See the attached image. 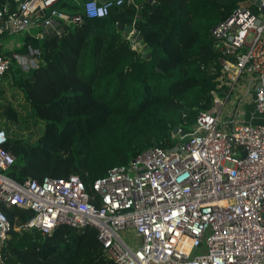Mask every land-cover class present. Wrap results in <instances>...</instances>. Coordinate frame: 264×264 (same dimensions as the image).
<instances>
[{
  "label": "trees",
  "instance_id": "16d2710c",
  "mask_svg": "<svg viewBox=\"0 0 264 264\" xmlns=\"http://www.w3.org/2000/svg\"><path fill=\"white\" fill-rule=\"evenodd\" d=\"M76 1L58 0L56 7L74 12ZM245 1L123 0L108 14L84 16L60 35L25 33L19 47H0L3 54L23 51L28 43L41 50L37 67L17 69V78L13 74L29 105L25 114L24 102L13 104L16 92L12 99L5 95L7 72L0 76V119H7L3 147L14 155L5 173L18 182L76 173L91 192L94 179L110 167L126 164L151 145L177 143L174 128L189 132L198 111L210 109L214 94L227 88L220 85L223 55L210 30ZM117 22L132 23L136 32L125 36ZM133 40L145 47L133 48ZM32 117L33 127L39 125L35 132L18 129ZM12 124L17 127L9 134ZM0 207L12 225L0 246L6 264H117L105 255L93 227L79 232L61 223L43 235L24 227L30 209Z\"/></svg>",
  "mask_w": 264,
  "mask_h": 264
},
{
  "label": "built area",
  "instance_id": "2783aa9c",
  "mask_svg": "<svg viewBox=\"0 0 264 264\" xmlns=\"http://www.w3.org/2000/svg\"><path fill=\"white\" fill-rule=\"evenodd\" d=\"M57 1H6L0 24L11 34L38 27L35 37L60 35L84 16H104L123 2L77 0L79 9L71 12L58 9ZM251 3H240L210 33L224 71L232 72V86L242 79L244 96L253 90L260 121L224 118L230 86L222 96L214 94L210 109L198 111L189 132L178 128L177 143L151 145L126 164L110 167L94 179L91 192L76 173L24 182L8 176L14 155L3 147L7 132L0 128V203L30 209L24 227L43 235L61 223L79 232L93 227L105 255L117 264H264V0L259 11ZM40 54L31 43L23 51L0 53V76L37 67ZM11 228L0 207L1 244ZM122 229L133 231L134 245L121 236Z\"/></svg>",
  "mask_w": 264,
  "mask_h": 264
},
{
  "label": "rangeland",
  "instance_id": "374dc122",
  "mask_svg": "<svg viewBox=\"0 0 264 264\" xmlns=\"http://www.w3.org/2000/svg\"><path fill=\"white\" fill-rule=\"evenodd\" d=\"M253 5H255V6L257 7V9L254 10V11H259V10L261 9L258 5L254 4V3H253ZM67 11H69V10H67ZM141 43H142V42H140V41H138V43H136V45H137L136 48H137V49L142 48ZM16 70H17V69H16ZM16 70L13 69V70L8 71V72L6 73L7 76H6L4 79H2V80L8 79V80L10 81V82H9L10 85L7 86L6 89H5V90H6V94H5V95H6L8 98H11L12 92H13V91L16 92L17 94H16L15 99L13 100V104H14V105H18V104H17L18 102H20V103H23V102H24V107H23V106L20 107V111H21L22 114H25V113L28 112L30 109H29V105H28V103L26 102V100H25V98H24V96H23V92L21 91L20 87L17 86V85L14 83V82H15V77H16V78L18 77L17 72H15ZM13 74L15 75V77L13 76ZM11 75H12V77H11ZM221 81H222L223 85L226 86L227 88L230 87V86H232V83H233V82H232V73H230L229 71L225 70V71H224V76L221 78ZM240 83L244 84L242 79H239V81H238L236 84L234 83V85L232 86V92H231V97H230V98L235 97V95L238 93L237 90H236V88L238 87V85H239ZM219 95L222 96V94H220V93H219ZM249 95H250V96H248V97L246 96L245 98H247V99H251V98H250V97H251V94L249 93ZM236 96H237V95H236ZM11 99H12V98H11ZM232 100H233V99H232ZM232 100L228 101V102L225 104L224 109H226V112L229 111V108H230V106H231V104H232ZM17 107L19 108V106H17ZM18 108H17V109H18ZM250 108H251V105L248 104V103H246V101H245V102H244V109L240 111L239 115L237 116V119H239V120H243V118L246 119V118H245V115L249 112ZM226 114H227V113H226ZM226 114L223 115L225 119L228 118V116H227ZM34 118H35V117L29 118V120L26 121V123L23 125L22 128H21L20 125L18 124V129L21 130V131L26 132L27 134H31L32 132H35V128L38 129V128H39V125H37L36 127H33V126H34ZM6 121H7V119H5V118H3V117L0 119V127H1V128H5V127L3 126V124H4V122H6ZM16 127H17L16 125H13V124H12V128L10 127V129L8 130V133H9V134H12L13 131L16 130ZM42 130H43V121H42V125H41V128H40V131L42 132ZM36 132H37V131H36ZM119 232H120L121 236H122L125 240H127L131 245H134V237H133V231H132V230H124V229H122V230H119ZM0 246H1V242H0ZM0 264H6L5 262L2 261L1 257H0ZM150 264H161V263H150Z\"/></svg>",
  "mask_w": 264,
  "mask_h": 264
},
{
  "label": "crops",
  "instance_id": "0c3cea01",
  "mask_svg": "<svg viewBox=\"0 0 264 264\" xmlns=\"http://www.w3.org/2000/svg\"><path fill=\"white\" fill-rule=\"evenodd\" d=\"M51 22L57 26L59 29L63 30L65 29L64 27V23L63 21H59L57 18L55 17H52L51 18ZM36 30H39L38 27H33L31 29V31L29 32L30 35H32L33 33H35ZM47 32V30L45 31V33ZM25 34L23 33H19V34H11V33H8L6 32L3 36L0 37V43H1V48L3 49H15L16 47H19L22 43H23V36ZM49 36V35H48ZM142 45V48H144V44L141 43ZM227 89V88H226ZM226 89L224 91H226ZM237 90V96L235 95V97H233L232 99V104L229 108V111L226 112V109H224V113L223 115H226L228 116L227 119H231L232 117H235L236 120H239L237 119V116L239 115L240 111L244 109V102L246 101V103L250 104L251 105V108L249 110V112L245 115V118H243V120H252V121H260L261 119L258 118V116L256 115V111L254 109V106H253V103H252V97H253V90H251L250 94H251V99H247L245 98L246 96L248 97L249 94H246L244 96V84L240 83L238 85V87L236 88ZM223 94V93H221Z\"/></svg>",
  "mask_w": 264,
  "mask_h": 264
},
{
  "label": "water",
  "instance_id": "95a60500",
  "mask_svg": "<svg viewBox=\"0 0 264 264\" xmlns=\"http://www.w3.org/2000/svg\"><path fill=\"white\" fill-rule=\"evenodd\" d=\"M250 1L256 5L260 4V0H250ZM4 28H5V23H1L0 29H4ZM117 28L122 30L125 36H128L129 34L136 32L132 23L131 24H123L121 22H117ZM136 37H137V39H141L142 36L140 33H137ZM148 56H150V52L147 53V57ZM219 60L221 63L224 61L222 56L219 57ZM177 130H178V128L175 127L174 131L177 132ZM34 228L35 227L33 226L32 229H34Z\"/></svg>",
  "mask_w": 264,
  "mask_h": 264
},
{
  "label": "clouds",
  "instance_id": "9594fccd",
  "mask_svg": "<svg viewBox=\"0 0 264 264\" xmlns=\"http://www.w3.org/2000/svg\"><path fill=\"white\" fill-rule=\"evenodd\" d=\"M97 13H95V12H91L90 11V15H96ZM100 15H103V12H100L99 13ZM132 34V33H131ZM131 34H129L128 36H130ZM137 43H138V41H136ZM177 132H178V130H177Z\"/></svg>",
  "mask_w": 264,
  "mask_h": 264
},
{
  "label": "bare ground",
  "instance_id": "6f19581e",
  "mask_svg": "<svg viewBox=\"0 0 264 264\" xmlns=\"http://www.w3.org/2000/svg\"><path fill=\"white\" fill-rule=\"evenodd\" d=\"M230 73H232V72H230Z\"/></svg>",
  "mask_w": 264,
  "mask_h": 264
}]
</instances>
